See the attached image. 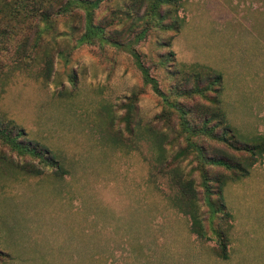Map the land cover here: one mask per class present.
Wrapping results in <instances>:
<instances>
[{"label": "rangeland", "instance_id": "1", "mask_svg": "<svg viewBox=\"0 0 264 264\" xmlns=\"http://www.w3.org/2000/svg\"><path fill=\"white\" fill-rule=\"evenodd\" d=\"M67 1L0 0V264H264V152L237 180L205 163V180L190 141L248 153L184 133L171 104L197 125L212 112L218 83L200 63L222 76L236 138L264 135V0H69L60 12ZM151 129L166 133L163 165ZM175 172L193 180L205 237Z\"/></svg>", "mask_w": 264, "mask_h": 264}, {"label": "trees", "instance_id": "2", "mask_svg": "<svg viewBox=\"0 0 264 264\" xmlns=\"http://www.w3.org/2000/svg\"><path fill=\"white\" fill-rule=\"evenodd\" d=\"M79 3H83V1H87V0H76ZM99 0H95L93 1L94 3L97 4ZM159 1H166V0H159ZM51 6V3H49ZM69 4L70 1L68 0L65 4L61 5L60 7V12H64L67 11L69 8ZM152 11L149 13V17L151 16H155L156 13H158V10L160 9L159 5H156V3H154L153 6H151ZM161 16V14L159 15V17ZM179 31V29H178ZM176 31V33L178 32ZM115 44H117V42H115ZM135 55L137 56L138 54L135 53ZM139 65L142 68L143 74H144V78L146 81L148 82H153V86L154 89L164 95L157 87L154 79L152 77L149 76L148 74V70L146 67H144L140 62ZM198 65L204 66L205 68H207L208 70H210L212 72V75H210V80L212 82H217L218 83V87L216 89V95L215 96H210L208 97V99H212L214 101V108L212 110V112L210 113L209 110L207 111L208 113L204 112V116L202 119H200V123L197 125L196 123L192 124L191 120L189 119V114L192 112L191 108L186 106V105H181V103H171L174 106L175 109L178 110V118H179V124L181 126L182 131L185 133L187 132H191L193 133V135H195L196 133H201V134H205L207 137L211 138L212 140H219L222 141L224 144H227L228 147H230L231 149H234L235 151H245L248 153V158L246 161H242V160H237L235 157H231L229 156V154L225 151H223L221 154L215 152L213 155H206L205 153L202 152V147L196 145L195 143H193L192 141H190V145H194L196 147H199V155L198 158L201 161V172L204 176V179L207 180L208 178V172L207 170L204 168L205 163H209V164H217V165H221L224 166L226 168H228L229 170L233 171V175L232 178L234 180L239 179L242 176H245L248 173V166H251L254 164V162H256L258 159H260V157L263 155L264 152V135L261 134L260 137L254 141V142H249V141H241L238 138H236V135L234 134L231 126L229 123H227L226 117H225V113L222 109L221 106V100H220V93H221V89H222V76L221 74L216 73L212 68H209L203 64L198 63ZM198 84H196L195 86V92L198 89ZM182 91H187L188 93H190L192 90L190 89H184ZM180 91V92H182ZM178 92V93H180ZM197 93V92H196ZM170 104V103H168ZM203 112V108L201 109ZM164 118H166L168 120V122L171 120V112L168 111V113H164ZM212 117V119L217 118L218 119V124L223 126V130L221 133H218L215 130V126L216 124L211 123L210 122V118ZM232 132L229 133V132ZM149 135H153L154 136V140L156 143V147H157V155H158V161L162 164L164 162V147H163V142L166 141V133L163 131H157V133L151 129V131H149ZM231 137H227L229 135ZM185 155V150L184 149H180L179 151H177L174 155V158H179L180 156H184ZM163 165V164H162ZM161 165V166H162ZM170 171L165 170V174H168ZM171 182L177 187L178 189V195L179 198L186 204V208L184 209V212L186 214H188L190 216V219L192 220L191 222V229L193 230V232L195 234H197L200 237H205L206 234L204 232L203 226L201 224V219H200V215L197 213V203H196V193L194 186H193V180L192 178H184L181 174L178 173H174L171 174L170 176ZM224 179L223 178L221 180V185L224 183ZM220 185V187H221ZM221 190V189H220ZM219 201L215 202L218 203L217 205L219 206V209H225V202H223V196L221 194H219ZM212 199L209 196L208 199V203L210 204V206L213 208V213L217 212V208H215L213 206V201H211ZM231 217L232 214L229 212L228 213ZM231 228V226H230ZM228 241L229 238L227 237V243L223 242L221 245V248L217 251V255L219 257H221L222 259H228L229 257V249H228Z\"/></svg>", "mask_w": 264, "mask_h": 264}, {"label": "crops", "instance_id": "3", "mask_svg": "<svg viewBox=\"0 0 264 264\" xmlns=\"http://www.w3.org/2000/svg\"><path fill=\"white\" fill-rule=\"evenodd\" d=\"M224 92H225V88H224V86H223V79H222V89H221V93H220V100H221V106H222V109H223V103H224ZM223 111H224V109H223ZM225 113V112H224ZM225 117H226V119H227V114L225 113ZM229 256H230V254H229ZM229 258V257H228Z\"/></svg>", "mask_w": 264, "mask_h": 264}]
</instances>
